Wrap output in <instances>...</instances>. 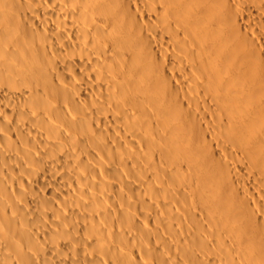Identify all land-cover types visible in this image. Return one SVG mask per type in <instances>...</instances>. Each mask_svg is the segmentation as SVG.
I'll use <instances>...</instances> for the list:
<instances>
[{
  "label": "bare ground",
  "instance_id": "6f19581e",
  "mask_svg": "<svg viewBox=\"0 0 264 264\" xmlns=\"http://www.w3.org/2000/svg\"><path fill=\"white\" fill-rule=\"evenodd\" d=\"M0 264H264V0H0Z\"/></svg>",
  "mask_w": 264,
  "mask_h": 264
}]
</instances>
